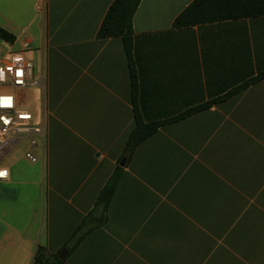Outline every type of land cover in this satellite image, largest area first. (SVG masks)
Wrapping results in <instances>:
<instances>
[{"label": "crops", "instance_id": "crops-1", "mask_svg": "<svg viewBox=\"0 0 264 264\" xmlns=\"http://www.w3.org/2000/svg\"><path fill=\"white\" fill-rule=\"evenodd\" d=\"M115 1L0 0V27L16 38L1 39V62L21 51L33 63L41 119L33 114L46 131L44 145L32 146L40 167L23 176L15 156L0 182L8 264H33L39 246L50 256L67 249L63 264H264V79L160 127L120 166L135 124L130 69L123 39L98 37ZM193 2L142 0L135 14L146 123L264 71V16L176 28ZM118 167L107 222L70 243Z\"/></svg>", "mask_w": 264, "mask_h": 264}, {"label": "trees", "instance_id": "trees-1", "mask_svg": "<svg viewBox=\"0 0 264 264\" xmlns=\"http://www.w3.org/2000/svg\"><path fill=\"white\" fill-rule=\"evenodd\" d=\"M142 0H116L109 9L99 31L100 39L122 38L127 55L131 78V94L135 115V124L128 135L124 158L130 159L136 148L147 138L153 135L158 129L166 124L176 122L182 118L207 110L213 105L237 94L248 88L250 85L264 79V71L258 76L248 80L241 86L233 89L231 92L196 106L183 114L165 120L146 123L140 113L138 105V77L133 58L134 40H133V20ZM264 16V0H194L175 20L176 28L192 27L203 24L224 22L231 20H240L247 18H256ZM0 39L10 44L16 40L15 36L0 27ZM122 168L118 167L108 183L100 192L94 209L84 218L82 223L73 233L70 243L78 244L84 234L92 229L103 226L108 219V209L114 196ZM64 261L58 258V255L50 256L42 246L37 248L33 264H63Z\"/></svg>", "mask_w": 264, "mask_h": 264}, {"label": "built area", "instance_id": "built-area-1", "mask_svg": "<svg viewBox=\"0 0 264 264\" xmlns=\"http://www.w3.org/2000/svg\"><path fill=\"white\" fill-rule=\"evenodd\" d=\"M42 78H35L33 63L25 52L16 51L0 64V182L9 179L10 170L3 167L4 161L26 139L31 138L32 146L44 145L46 131L44 125L35 123L32 111L25 109L23 93L31 87L42 86ZM34 137L40 138L37 142ZM26 158L33 163L38 159L31 153Z\"/></svg>", "mask_w": 264, "mask_h": 264}, {"label": "rangeland", "instance_id": "rangeland-1", "mask_svg": "<svg viewBox=\"0 0 264 264\" xmlns=\"http://www.w3.org/2000/svg\"><path fill=\"white\" fill-rule=\"evenodd\" d=\"M0 44H3V41L0 39ZM7 48H9V45H6L4 47H0V64H2L1 60L3 59ZM34 90L33 88H29L23 96V101L25 103V109L32 111L35 116L37 117V119H41V114H40V109L39 107H35V105H38V103L40 102V96H41V89H38V91L36 90L35 93V97L31 94V91ZM38 94V96H37ZM34 139L37 142H40V138L38 137H34ZM40 147H36L33 148L31 145V138L26 137V139L18 146L16 152L8 157L6 159V161H4L3 163V167H10V162L13 160V158L15 156H20V163L18 166V171L19 174H22L24 176V170H31L33 167H40ZM28 152H31L37 159H39V162L36 164L31 163L30 161H28V159H26V154ZM20 186H24L21 183H24L23 179H20ZM6 196V191L3 188V186L0 184V199ZM2 202H0L1 205ZM4 203V202H3ZM2 212V209L0 207V213ZM44 214V216H43ZM1 215V214H0ZM39 215H40V227H41V231L43 229V224L45 222V210L43 211V196L40 197V207H39ZM6 229V226L4 225L3 221L1 220L0 217V264H8V261L6 259V249H5V244L1 242V233L3 232V230ZM11 264V263H10Z\"/></svg>", "mask_w": 264, "mask_h": 264}, {"label": "water", "instance_id": "water-1", "mask_svg": "<svg viewBox=\"0 0 264 264\" xmlns=\"http://www.w3.org/2000/svg\"><path fill=\"white\" fill-rule=\"evenodd\" d=\"M125 161L126 159L122 160V162L120 163V166H125ZM68 250L67 249H64L62 250L59 254H58V258L60 260H64L66 258V254H67Z\"/></svg>", "mask_w": 264, "mask_h": 264}, {"label": "snow or ice", "instance_id": "snow-or-ice-1", "mask_svg": "<svg viewBox=\"0 0 264 264\" xmlns=\"http://www.w3.org/2000/svg\"><path fill=\"white\" fill-rule=\"evenodd\" d=\"M4 175H6L5 172H0V176H4Z\"/></svg>", "mask_w": 264, "mask_h": 264}]
</instances>
